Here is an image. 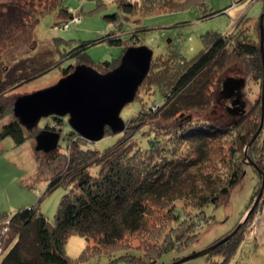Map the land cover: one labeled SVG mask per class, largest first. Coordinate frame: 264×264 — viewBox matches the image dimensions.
I'll return each instance as SVG.
<instances>
[{"label": "trees", "instance_id": "16d2710c", "mask_svg": "<svg viewBox=\"0 0 264 264\" xmlns=\"http://www.w3.org/2000/svg\"><path fill=\"white\" fill-rule=\"evenodd\" d=\"M62 2L39 1L37 7H41V11L26 12L27 20L34 16L33 20H38L61 5L58 25L63 22L68 26L67 21H74L75 16ZM98 2L99 7H105L100 4L101 0ZM255 2L263 4L264 15V0H242L240 4L252 5ZM116 3L127 22L137 15L175 12L193 6L189 5V0H116ZM219 13L211 12L207 17ZM261 16L254 21L244 14L232 31L226 34L206 33L201 37L203 49L191 60L177 52L153 58L145 80L150 77L153 85L162 91L163 102H155L160 105L157 111H153L152 104L146 109L139 108V114L130 126L139 127L134 132L141 135L146 127L141 126L143 120L154 123L145 136L128 140L132 134L125 132L126 128L117 136L115 144L99 151L84 146L85 139L74 133L79 140L64 156V167L51 170L40 200L10 215L0 213V225H6L0 235L4 240L0 245V252H3L1 264H75L65 250L68 239L74 235L86 241L77 263H87L92 257L125 249L126 255L113 263L161 264L159 260L163 255L181 252L191 246L200 234L199 227L205 222L211 223L202 211L194 210L227 202L232 190L246 175L248 166L244 148L250 145L259 130L262 97L250 113L246 109L238 117L230 111L234 109L233 105L228 108L229 114L238 119L227 125L222 126L221 122L212 120H218L221 114L206 119L201 116L217 113L215 96L219 90L220 93L223 91L220 78L241 61L247 62V76L255 75L256 83L262 81V90L264 63L261 42L258 44V40L261 41ZM106 18L122 25L123 18L119 13ZM146 31L145 28H137L130 33L132 47L142 46L141 38ZM101 41L122 45L121 35L114 33ZM89 44L81 43L71 58L82 55ZM159 59L166 62L162 67ZM101 67L106 73L116 68L110 62L103 63ZM66 75H69L68 71ZM239 80L246 82L245 77ZM3 93L1 90L0 121L10 114L12 106L9 99H3ZM4 103L6 105L3 106ZM255 114H259L258 121H250ZM55 119L62 121L60 117ZM25 132L26 128L18 120H13L0 130V140L11 138L16 146H21L26 142ZM249 157L260 180L250 207L241 217L249 214L245 226L252 220L259 204H264V129L251 146ZM55 161V156L49 160L50 164ZM38 162L40 171L35 181L42 179L44 172L43 162ZM93 169H98L95 175L92 174ZM60 188L66 193L60 201L55 221L51 223L41 212L40 203ZM177 202L183 205L177 206ZM239 223L210 248L225 240L221 245L202 257L210 261L211 256L216 255L220 256L217 264H232L242 243L244 224L239 227Z\"/></svg>", "mask_w": 264, "mask_h": 264}, {"label": "rangeland", "instance_id": "374dc122", "mask_svg": "<svg viewBox=\"0 0 264 264\" xmlns=\"http://www.w3.org/2000/svg\"><path fill=\"white\" fill-rule=\"evenodd\" d=\"M39 1L41 0H0V91L4 90L3 99H9L12 102L10 114L0 121V130L4 125L17 120L13 107L18 97L31 95L55 86L60 80L67 77V71L70 75L79 65L92 67L102 74L106 73L101 67L105 62L113 63L118 67L125 49L134 45L130 41V33L137 28L148 30L142 36L140 43L153 50L155 59L177 52L185 59L191 60L203 49L201 39L203 35L206 33L226 34L233 30L235 23L242 15L245 14L247 18L255 21L263 11L261 2L249 5L248 3L240 4L242 0H201L199 2L189 0V5L193 6L188 9L162 14L154 13L148 16L137 15L130 17L131 19L127 22L119 10L116 0H101L100 4H104L105 7H99L98 0H63V5L75 16L74 21H67V26L63 22L58 25L61 5L44 14L38 20H33L36 17L32 16L33 18L28 21L26 12L30 11L29 14H32L41 11V7H37ZM219 11L221 13L218 15L207 17L211 12ZM116 13H119L123 18L121 26L106 18ZM27 16L29 17V15ZM121 31L123 33H120ZM113 33L121 35L122 45H112L108 41H101ZM260 42L258 40V44ZM81 43L90 44L84 50L85 54L72 59L71 54L77 53V47ZM159 63L162 67L166 62L159 59ZM246 64L247 62L241 61L229 68L220 78V84L224 86V82L229 78L242 79L245 77V86L236 92V96L240 95L244 110L248 109L250 113L254 104L262 97V81L256 83L255 75L247 76L245 74ZM161 92L156 85H153L149 77L140 86L134 101L124 108L121 117L126 121L125 129L128 128L124 131L132 134L128 136L130 137L128 140L139 139L142 135L145 136L150 132L152 128L149 126L154 124L151 121L143 120L141 126L146 125V127L141 135L134 132L139 127H130L133 124L131 121L139 114L137 113L139 108L146 109L152 104L153 111H157L160 106L158 104L163 102ZM236 96L229 99L223 98L219 90L218 95L215 96V111L217 113L213 112L209 117L204 115L201 118L219 117L221 114L218 120L215 118L212 120L221 122L222 126L233 122V119H238V116L235 118L228 112V108H232ZM5 103L3 106L6 105ZM130 117H132L131 120L127 121ZM55 118L57 117L42 118L35 128L26 129V142L21 146H16L11 138L0 140V213L4 212L10 215L20 208L35 205L47 188L51 170L62 168L66 164L65 157L69 154L73 143L79 139L74 134L77 132L69 125L68 116L60 118L61 122ZM259 118V114H255L250 118V121L257 122ZM260 121L261 127L262 116ZM261 129L260 132H263L264 121ZM44 131L57 132L61 135L60 146L58 145L57 149L51 153L37 152L35 149L36 137ZM118 135H114L111 130L107 129L102 141L94 143L85 140L83 145L103 151L109 145L116 143ZM79 137L81 136L79 135ZM250 149L249 146L244 148L245 163L248 166L246 175L232 190L229 200L217 206L210 205L202 210H194L195 212L202 211L203 215L211 220V223L205 222L199 227L200 234L186 250L163 255L159 260L161 264H173L174 260L178 262L190 257L193 253L207 250L216 240L230 232L239 221V227L244 224L241 233L243 237L232 264H264V204H259V209L254 212L255 214L248 225L245 226V223L248 221L249 214L241 219L251 205L260 180L258 171L252 166L254 162L249 157ZM53 156L56 157V161L50 164L49 160ZM38 160L43 162L42 170L44 172L41 174L42 179L35 181L40 171ZM97 171L98 169H93L92 174L95 175ZM65 193L66 191L60 188L46 196L40 203L41 212L51 223L55 221L56 212ZM179 204L180 202H177V206ZM5 226L0 225V235L3 230L5 231ZM239 227L238 229H240ZM85 242L83 237L76 235L71 236L67 241L66 254L75 264H131L124 261L113 263L114 260L126 255L125 249L92 257L87 263H77L85 249ZM3 243L4 240H1L0 245ZM139 243L141 244V242H137V244ZM0 256H3V252H0ZM219 262L220 256L212 255L210 261L206 257H198L183 264H217Z\"/></svg>", "mask_w": 264, "mask_h": 264}, {"label": "water", "instance_id": "95a60500", "mask_svg": "<svg viewBox=\"0 0 264 264\" xmlns=\"http://www.w3.org/2000/svg\"><path fill=\"white\" fill-rule=\"evenodd\" d=\"M263 19L264 15L260 19L261 52L264 63ZM153 58L152 49L139 46L128 48L124 52L119 66L105 74L92 67L79 65L72 74L60 80L55 86L31 95L18 97L13 107L14 116L20 125L28 130L35 128L42 118L68 116L70 127L83 139L94 143L102 141L107 129L111 130L114 135L121 134L126 127L121 113L136 98L140 86L152 68ZM244 86V80L229 78L224 82L221 95L226 99L232 98ZM232 105L234 109L230 111L234 116L244 114V105L239 94ZM262 110L261 127L249 147L252 146L263 127L264 82ZM60 138L59 133L44 131L36 137L35 149L37 152L51 153L57 149ZM224 241L173 264H183L205 256Z\"/></svg>", "mask_w": 264, "mask_h": 264}]
</instances>
